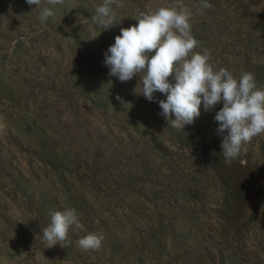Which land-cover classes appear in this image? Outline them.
<instances>
[{
	"label": "rangeland",
	"instance_id": "rangeland-1",
	"mask_svg": "<svg viewBox=\"0 0 264 264\" xmlns=\"http://www.w3.org/2000/svg\"><path fill=\"white\" fill-rule=\"evenodd\" d=\"M119 2L116 25L103 30L92 20L103 0H65L49 6L47 21L26 0H0V264H264V133L239 156L256 171L260 194L234 238L218 217L216 175L179 144L182 132L199 131L220 146L214 117L223 105L201 106L193 124L173 128L159 115L164 94L149 102L139 77L121 83L104 65L140 13L183 5L194 51L207 49L214 70L237 79L254 74L264 89V0H208L205 10L200 0ZM67 209L83 227L69 229L65 248H47L42 228ZM90 233L103 235L100 250L78 246Z\"/></svg>",
	"mask_w": 264,
	"mask_h": 264
},
{
	"label": "clouds",
	"instance_id": "clouds-1",
	"mask_svg": "<svg viewBox=\"0 0 264 264\" xmlns=\"http://www.w3.org/2000/svg\"><path fill=\"white\" fill-rule=\"evenodd\" d=\"M64 2L46 0L44 4L42 0H26L29 6L40 10L41 21H47L54 15L52 7ZM113 5L123 7L119 0H103L95 9L92 20L103 30L116 25ZM211 8L208 0H200L201 10ZM191 16L183 5L140 13L137 25L120 29V35L104 53V65L109 69L108 75L121 83L139 77L140 95L149 102L154 101V93L164 94L166 100L159 101V115L170 120L176 129L193 124L201 115V106L207 113L222 104L214 120L218 124L216 132L222 137L221 154L225 164L230 165L241 155L243 145L264 133V89L257 87L254 74L242 72L237 79L225 68L214 70L207 49L203 54L195 52L199 42L191 32ZM116 99L123 102L120 96ZM172 116L175 118L171 119ZM0 130H6V124H0ZM50 215L51 221L42 228L41 239L47 242V248H65L69 229L83 227L76 210ZM103 240V235L90 233L77 243L83 251H98Z\"/></svg>",
	"mask_w": 264,
	"mask_h": 264
},
{
	"label": "trees",
	"instance_id": "trees-1",
	"mask_svg": "<svg viewBox=\"0 0 264 264\" xmlns=\"http://www.w3.org/2000/svg\"><path fill=\"white\" fill-rule=\"evenodd\" d=\"M179 144L195 153L216 175L223 190L218 217L224 231H228L234 238L239 237L249 227L253 217L252 210H249L250 200L260 194L256 190L257 173L253 166L241 157L230 165L225 164L221 145H213L199 131L182 132ZM158 146L163 151L167 149L163 142H158Z\"/></svg>",
	"mask_w": 264,
	"mask_h": 264
}]
</instances>
